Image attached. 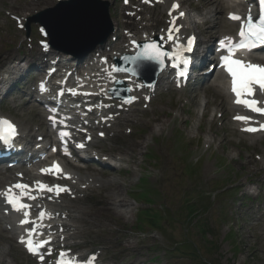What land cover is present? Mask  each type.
I'll use <instances>...</instances> for the list:
<instances>
[{
    "label": "rangeland",
    "instance_id": "obj_1",
    "mask_svg": "<svg viewBox=\"0 0 264 264\" xmlns=\"http://www.w3.org/2000/svg\"><path fill=\"white\" fill-rule=\"evenodd\" d=\"M34 1L31 12H21L17 7L26 0H0L1 64L5 66L8 56L18 57L14 63L24 61L6 89L0 114L37 129L42 119L35 110H27L35 105L32 100L24 105L30 90V86H24L33 73L28 60L34 62L32 55L39 50V24L31 22L33 30L26 38L25 30L12 17L22 16L17 20L27 23L38 12L52 8L57 0ZM109 2L113 21L119 26L110 45L123 38L124 24L130 22L126 13L131 9L125 8L134 10L136 6L135 1H131V7H123L121 0ZM184 6L192 9L190 19L201 21L196 17L203 10L198 2ZM149 15L154 24L165 23L164 10L159 7L150 10ZM195 33L199 41L206 40L201 30ZM215 36L219 33L210 40ZM201 47L205 52V46ZM207 81L200 78L195 86L180 93L160 90L148 110L140 112L141 105L137 106L139 111L123 127L127 133L122 138L102 145L105 156L110 152L117 155L113 148L134 146L131 164L123 162L122 172L109 168L95 172L104 180L116 178L121 182L129 206L122 208V214L105 213L104 217L98 208L96 213L103 217L100 222L91 224L85 214L79 223L84 232L97 227L98 233H90L88 240L93 242L94 250L105 251L107 258L101 259L109 264H264V140L253 144L238 128L233 132L228 124L231 114L220 110L215 113V107L208 108L209 113L201 119L205 103L218 101L216 92L205 86ZM209 140L211 144L206 146ZM249 156L254 162L248 163ZM102 197L98 191L86 192L80 203L94 206ZM147 208L150 210L143 213L156 217L164 214L158 219L159 230L149 225L145 214L139 215ZM129 244L135 249H128ZM9 254L6 264H35L16 247H11Z\"/></svg>",
    "mask_w": 264,
    "mask_h": 264
},
{
    "label": "bare ground",
    "instance_id": "obj_2",
    "mask_svg": "<svg viewBox=\"0 0 264 264\" xmlns=\"http://www.w3.org/2000/svg\"><path fill=\"white\" fill-rule=\"evenodd\" d=\"M198 2V4L202 7V12L199 13V16L202 17V29L201 32L207 36L212 37L215 33L220 32L221 36L224 37L230 34H234L235 30L237 28V23H233L228 20L227 16H222V12L224 13V10L235 8H239V5H236L233 7V4L236 0H194ZM184 2V0H180L179 3ZM160 7H163L165 10V13L170 8V3L168 0H160L158 3ZM35 8V1L34 0H26V3H24L22 6L17 7L19 11H29L31 12L32 9ZM10 6V10H11ZM205 9V10H204ZM242 10L246 11L247 6H245ZM23 11V12H24ZM184 12V9L175 11L172 16L173 19H178V25L180 30L179 32L172 33L174 36H178L179 40L181 39L184 32L192 33L194 30H198L197 26H187V14L185 13L184 17L186 18H179V12ZM21 17V16H19ZM172 19V21H173ZM147 19L141 17L140 23L143 24ZM114 31L116 30V24L114 23ZM138 24H131L133 26V29L135 30V27ZM130 26V27H131ZM166 29V28H165ZM165 29H155L150 24H145L141 29V36L138 37L139 41H147L151 40L153 38H157L159 41V45L163 48L170 49L173 42L172 40L168 39L169 32ZM135 40V39H132ZM178 40V41H179ZM202 43V42H201ZM206 44V43H204ZM207 46V45H206ZM197 50L198 54L196 57L201 58V61H205L202 54L204 51H201V46ZM129 46H123L119 47V49L108 53L107 57L109 58V62L107 61V64L110 65L112 63L111 58H114L120 54H124L128 52ZM132 48V47H131ZM88 60H91L89 58ZM95 59L91 60L94 61ZM96 61V60H95ZM258 62V60H255ZM252 62H254L252 60ZM96 62H88L86 65L83 63H76V64H70V66L66 67L64 70V74H62L61 79L58 81V83H62L63 77L66 76L67 71H71L74 67H78L79 64H81L84 69L83 73H81V76L83 77L79 82L75 83L72 74L68 76L67 78V89H69L65 95H68L71 98H80L85 101H90L92 103H85L86 105L91 106L95 110V113L89 112V115L93 116L94 120H97L100 126H102V130H100V133L97 134L93 132V128L95 126V123L90 122L88 127H83L91 131L92 135L87 136V134L80 135L76 138L75 144L78 142L81 144H84L85 146H88L91 149H98L102 148L104 142L106 140H118L119 138H122L126 131L123 129V127L131 121V118H134L136 116V111H139L136 109V103L139 102L140 94L145 91V88L139 89L140 85L139 82L132 78V76H129L127 74H116L113 75L111 72L108 71L106 67H104V64H99L98 67L93 68ZM106 64V63H105ZM94 65V66H93ZM91 68V70H88ZM61 69H64L62 66ZM85 70L89 72H85ZM13 70L10 68H3L2 77L0 78V84L3 83L4 76L9 75L10 79H13L11 77L13 75ZM75 71V69H74ZM0 72V73H1ZM58 72H61L58 70ZM165 74V73H164ZM96 78H89L91 76H96ZM117 79H122L125 81L126 86L128 87L130 91V95L133 98V102H135L133 105L131 103H120L117 102L114 106L110 104V102L107 99L104 98L106 95L107 88L110 87ZM159 82L161 81L163 84L167 85V82L165 83V77L159 78ZM208 79V75L205 76V80ZM157 84H160V83ZM164 85H161L159 88H161ZM205 86L210 87L213 89L214 92H216V95L218 96V101L212 100L207 101L205 103V109L202 111L201 119L205 117L210 109V107H215L214 111L215 113L218 112V110H222L224 113H234L236 111H241L243 109L242 104H237L235 101H230L229 96L226 94L224 89V81L223 78L220 75H215L213 78V81L210 83L205 84ZM86 92H95L98 95H89L86 96L83 93ZM71 93V94H69ZM46 98H52L50 94L46 95ZM105 100H103V99ZM145 98V96H144ZM46 100V99H44ZM52 100V99H51ZM48 102V100H46ZM45 102L43 101V105ZM119 104H122V106H117ZM99 106H102V108H99ZM27 110L35 109L34 107H27ZM42 108V107H41ZM52 109V108H50ZM46 113H50L48 109H45ZM103 114L106 119H97L96 113ZM112 114V117L109 119L107 118L108 114ZM66 116L69 114L64 113ZM233 114V116H234ZM77 115V113H75ZM239 115V114H237ZM37 116L40 119H44L43 115L41 113H38ZM73 116V115H69ZM75 117V116H73ZM154 121H160L159 119H155ZM213 121V120H211ZM209 121L210 125L212 122ZM23 121L20 120V125ZM96 122V123H97ZM106 122L110 123L109 125H104ZM64 123L63 121L61 124ZM41 126H43L45 123L42 121V123H39ZM74 125V127H78L77 122L71 123ZM228 124L231 127V130L235 132L237 129L234 127V123L231 120H228ZM20 128V137L17 138L18 141H16V145L20 148V152H26L31 157L37 156V150L35 149V145L33 150H27L26 145L30 144L29 140H26V134L24 129ZM211 127V126H210ZM210 130V129H209ZM159 130H156L157 132ZM43 134L45 136H48V131L44 130ZM41 136V134H37L36 137ZM250 142L253 144L255 141L262 142L263 137H261L259 134H257V139H255V136H249ZM58 140H60L58 138ZM211 144V140L206 141V146H209ZM43 146V145H42ZM263 147V146H262ZM46 147L43 146V149ZM116 152H119L120 154L118 156H115V161H120L124 163L131 164V159L133 158V149L134 146L130 145V148L128 149H120V148H113ZM111 150V149H110ZM264 152V148H263ZM122 154V155H121ZM123 156V157H122ZM101 158V156H99ZM32 160H35L32 159ZM254 162L253 159H251V156L248 158V163ZM69 164V163H67ZM261 164L264 165V156H261ZM47 165V164H46ZM33 169L26 170L24 168L20 169L17 172H14L13 170H4L0 171V206L1 204L3 207H7L6 200H7V193L9 192V189H11V195L17 196L21 199L23 204L27 205L28 207L19 211V218L18 220H27L28 223H25L29 226V228L35 229V230H43L45 233H48L51 235V238L53 239V242L50 244L51 246H56V248H60L61 245H64L68 249H71L72 246L76 245L79 246L80 243H76L75 240L80 237H85L84 233H82L81 228L79 226V223L82 222L83 216L86 214V216L89 217L90 222H100L101 219L105 216V213L108 214H114V213H120L122 214V208H126V206H129L128 203L123 198V184L119 182L116 178L112 179H106L103 180L100 175L95 173V170L93 169V166H88L84 171L83 169H76L71 170L67 168V166L64 167L63 172L60 174L59 179L63 180L65 175H68V178L66 179L68 183L71 185V191L72 194H77V200L74 201V205H69L68 201H62L60 199L54 198L50 192H45L41 194H36L35 191L32 190V185H34L35 182L41 181L42 177L38 176V172H41V169H46V167L39 166L36 169V165L32 164ZM50 166V165H48ZM105 166H109L108 163L105 164ZM110 167V166H109ZM67 168V169H66ZM118 171L122 172V168H117ZM35 172H34V171ZM112 172H115L114 168L109 169ZM38 171V172H37ZM24 172V173H23ZM22 173V174H21ZM20 179L18 177L20 176ZM25 176H24V175ZM20 182V183H27V189L21 190L18 188L13 187V184ZM82 186H85V191H95L98 190L99 193L103 195L102 200L96 203L94 206H83L78 201V198L81 196L82 191L80 188ZM99 210V216L96 212ZM3 213H7L4 210H1L0 212V264H6L7 257L10 256L9 251L11 247H15L14 244H16L14 240V244L11 243L13 240V233L16 231L18 235H22L25 231V227L16 226L15 223H6L2 225V222H4L7 218V216H4ZM27 213V215H25ZM43 213V215H41ZM9 224V225H8ZM10 226L9 228H6L7 226ZM85 230L84 228H82ZM86 236H89L90 233H98L97 227H90L86 230ZM93 235V234H92ZM83 241H86L82 239L81 243ZM74 242V243H72ZM7 244L8 247H2L1 245ZM86 244V243H84ZM91 244V243H89ZM17 246V245H16ZM128 249H135L134 244H129L127 246ZM65 249V248H61ZM77 254V252H75Z\"/></svg>",
    "mask_w": 264,
    "mask_h": 264
},
{
    "label": "snow or ice",
    "instance_id": "obj_3",
    "mask_svg": "<svg viewBox=\"0 0 264 264\" xmlns=\"http://www.w3.org/2000/svg\"><path fill=\"white\" fill-rule=\"evenodd\" d=\"M127 2V0H126ZM148 2V0H145ZM260 6V15L258 18L254 19L251 14V8H249V12L247 17H241L236 13H229V19L233 21H241L240 31L238 33L240 40L239 42H234L231 38L225 37V39L219 42L220 48L225 49L228 52V55L221 57V66L225 67L226 71L229 73L231 77V92L236 97L237 104H243L250 108L252 111L257 113L264 114V108H261L258 105V101L256 100H248L244 97L253 96L254 86H259L261 90H264V67H260L258 65H253L251 63L245 64L241 60L234 59L233 56L238 49H247L251 51L254 47L262 46L264 47V0H258ZM180 8L178 3H173L171 11H176ZM171 14V12H170ZM185 13L180 11L179 18L184 17ZM173 29L169 31L168 39L174 42L179 40L178 36H174L173 31L179 32V26L175 25V18L172 21ZM195 38L189 37L186 44H177V53L171 57V59H178L180 64L187 68L190 64V58L188 56L180 55L182 52L190 53L192 51L194 45ZM144 48L146 50V59L148 60H159L161 56L167 55L159 50L158 45L155 44H145ZM163 63V61H161ZM173 67H176L173 64ZM181 76L186 75L185 71L180 72ZM43 90V85L41 86ZM238 120H248V117H236ZM7 126V132L9 135H15L14 126L6 121L0 120V126ZM261 128H264V125H261ZM246 131H257L255 128L245 129ZM9 135H5L3 129H0V140H2L5 144H10L11 141L9 139ZM62 135H66L62 134ZM83 147V145H80ZM53 170H55L53 172ZM42 172H53V174L62 172V169L59 167L58 162H53L49 169H41ZM38 186L41 190L47 191H56L59 194L60 191H66V189L60 187L59 185L49 187L47 185H43L40 182H37ZM13 187L25 190L27 189V185L17 184ZM7 195V203L10 204L15 211H21L28 206L23 204L19 197L11 195V189ZM27 215V213H25ZM43 215V213H41ZM22 224L28 223L27 220H22ZM21 243H25L22 239ZM28 251L36 254L38 252L39 245H34L32 240L29 239L27 242ZM42 259V257H41Z\"/></svg>",
    "mask_w": 264,
    "mask_h": 264
},
{
    "label": "water",
    "instance_id": "obj_4",
    "mask_svg": "<svg viewBox=\"0 0 264 264\" xmlns=\"http://www.w3.org/2000/svg\"><path fill=\"white\" fill-rule=\"evenodd\" d=\"M64 10L73 9L65 8ZM78 17V15L72 13L61 15L60 17H57L56 22H54V28L50 29V31L57 34L61 41L68 46L78 44V48L82 51L93 47L92 41L95 36V31L96 33L101 34L99 41L106 38L110 31L106 12H102L97 18H91L84 21L78 20L76 22L75 19Z\"/></svg>",
    "mask_w": 264,
    "mask_h": 264
},
{
    "label": "trees",
    "instance_id": "obj_5",
    "mask_svg": "<svg viewBox=\"0 0 264 264\" xmlns=\"http://www.w3.org/2000/svg\"><path fill=\"white\" fill-rule=\"evenodd\" d=\"M193 211H195V210L192 209L191 212H193ZM144 216L147 219V221H149V224L150 225H153L155 223L154 221H156L157 223L155 225H157L159 227V222H158V219L157 218H159L161 216L156 217V215L153 216V214H147V215H144ZM204 233H206V232H204Z\"/></svg>",
    "mask_w": 264,
    "mask_h": 264
}]
</instances>
